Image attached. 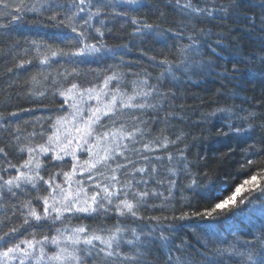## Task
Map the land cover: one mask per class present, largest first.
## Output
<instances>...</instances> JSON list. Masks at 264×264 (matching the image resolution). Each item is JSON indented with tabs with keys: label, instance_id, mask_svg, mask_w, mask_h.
<instances>
[{
	"label": "snow or ice",
	"instance_id": "6c2138e0",
	"mask_svg": "<svg viewBox=\"0 0 264 264\" xmlns=\"http://www.w3.org/2000/svg\"><path fill=\"white\" fill-rule=\"evenodd\" d=\"M241 65L264 0H0V264H264V79L188 95Z\"/></svg>",
	"mask_w": 264,
	"mask_h": 264
},
{
	"label": "trees",
	"instance_id": "16d2710c",
	"mask_svg": "<svg viewBox=\"0 0 264 264\" xmlns=\"http://www.w3.org/2000/svg\"><path fill=\"white\" fill-rule=\"evenodd\" d=\"M149 2H152V0H149ZM17 27V32L14 33L17 37H20V34L23 33L24 35L29 34V29L33 27V22L31 18L26 19L23 23L19 24ZM209 27H212V25H209ZM228 27L232 28L235 31V34L237 37L241 36L243 34V38L239 40V51L243 54L249 51H253L259 47V34L258 33H244V28L242 25L235 24L231 21L227 23V27L220 29V28H213V31H227ZM237 29H239L237 31ZM125 41L120 39H113L111 37L108 38V43L110 45H116L121 44ZM155 47L159 48V45H154ZM225 55H228L226 52ZM135 56V53L133 54V57ZM133 57H126V58H133ZM231 67V65H229ZM241 75L243 76V79H238L233 82L223 81V84L227 85L228 90L232 91H238V89L234 88L233 85H240L242 86L246 91L239 92V98H232L230 96H216L214 95L215 90L217 88H221V82L215 81L213 82L211 79L207 82L201 80L199 81V86H190L188 95L191 96V94L195 93L200 96H204V104L201 105V108L203 110L211 111L212 108H215L217 106H223L225 104H240L241 99L247 95L252 96L258 93L259 91V81L261 79H264V77L261 76V73L258 70V65L253 66H247L241 65ZM221 91H225V89H221ZM187 103L189 105H200V101L188 99ZM40 113H37L39 115ZM27 118V117H25ZM191 120H198L199 119V111H197L194 115H191ZM195 151V150H194ZM228 171H231L233 174H235L236 169L232 168ZM219 178L220 180L226 179V171L224 169H219ZM248 178L247 176H238L236 177L237 183H242L244 179ZM230 194V193H227ZM259 213H256L255 216L252 218L251 223L256 224L257 226L261 222L259 219ZM243 224L249 225L250 220L247 217H242ZM229 224L231 222H227L223 225L225 229L229 227ZM239 227V225H238ZM223 235L227 236L228 232L225 231L222 233Z\"/></svg>",
	"mask_w": 264,
	"mask_h": 264
}]
</instances>
